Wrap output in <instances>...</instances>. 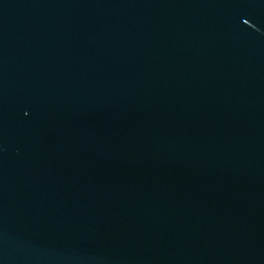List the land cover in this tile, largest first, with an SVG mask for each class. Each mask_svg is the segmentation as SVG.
<instances>
[{"label": "water", "instance_id": "95a60500", "mask_svg": "<svg viewBox=\"0 0 264 264\" xmlns=\"http://www.w3.org/2000/svg\"><path fill=\"white\" fill-rule=\"evenodd\" d=\"M0 264H264V0H0Z\"/></svg>", "mask_w": 264, "mask_h": 264}]
</instances>
